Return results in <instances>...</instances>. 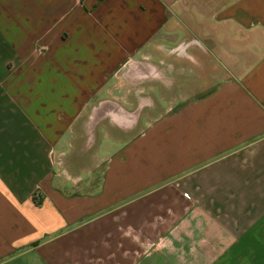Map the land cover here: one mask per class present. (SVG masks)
<instances>
[{
	"label": "crops",
	"instance_id": "obj_1",
	"mask_svg": "<svg viewBox=\"0 0 264 264\" xmlns=\"http://www.w3.org/2000/svg\"><path fill=\"white\" fill-rule=\"evenodd\" d=\"M187 3L0 0V264H264V0L197 31Z\"/></svg>",
	"mask_w": 264,
	"mask_h": 264
},
{
	"label": "rangeland",
	"instance_id": "obj_2",
	"mask_svg": "<svg viewBox=\"0 0 264 264\" xmlns=\"http://www.w3.org/2000/svg\"><path fill=\"white\" fill-rule=\"evenodd\" d=\"M187 1V0H186ZM230 0H188V3L184 5L183 9L181 8V11H179V16H178V27H185V28H189L190 30H195L197 31L198 29L204 28L205 25L207 23H209V27L211 26V24L213 23V14L214 12L218 11L219 8L222 6L223 3H226ZM184 18L186 20H184ZM206 21V23H205ZM212 22V23H210ZM212 27V26H211ZM211 29V28H210ZM208 31V29L206 30ZM210 31V30H209ZM160 45H165V39L159 41ZM177 42V41H176ZM175 44V43H174ZM160 51V50H159ZM163 51V50H162ZM165 53L163 52V54H158V62L161 63H165L166 58H165ZM212 57H207V63H209L212 68H209L207 71V74H209L210 78L213 77L214 74V70H213V66L214 61L212 60ZM194 62V61H193ZM196 63V62H195ZM195 66H197V64H194ZM162 66H165L164 64ZM175 73L177 75H175V79H174V93H181L182 88H184V90L188 89L190 90V95L194 96H199L201 94H203L204 90L206 89L209 90V86H201V85H187L189 83V81L195 82V80L190 79L189 81L186 79H183L181 77V73L178 70H175ZM200 72L197 70H193L191 72V78L192 75L197 76ZM121 76L115 77V81L114 83L117 85H112L111 86V93L117 95L118 97L121 96V93H123V90L126 89V94H131L133 95L134 92V86L131 83V85L127 86L126 88H123L120 84L121 82ZM159 77V76H158ZM164 77V76H163ZM161 79V78H159ZM162 82L164 81V78L161 79ZM201 82V81H200ZM130 83V82H129ZM148 89V88H147ZM169 91H171V88H168ZM185 92V91H184ZM109 94V95H113V94ZM169 93V92H168ZM152 99L154 98V96L156 97V101L155 102H142L141 105L143 106V108L146 105V108L144 109H154V107L156 106V109L158 110V114L163 113L166 108L168 107V103L166 102L165 97L168 95L166 94V86H158L157 88V92L156 94L152 95ZM154 100V99H153ZM96 105H94L92 108L89 109V113L88 116L97 114V117L94 118H88L87 116H85L83 118V123L81 125V127L79 129L80 130V134L79 137L81 139V141H88L89 140V136L85 130L83 129H98V135L94 134V138L95 141H99L97 138H99V129H114L115 124H117V122H113V119L117 120H121V110H119V106L117 103H111V102H103V103H94ZM95 106H98L99 108L92 110ZM131 108H135L137 106H140V103L137 102H133L132 105H130ZM129 106V108H130ZM94 111V112H93ZM117 112V114H116ZM99 118V119H98ZM73 157V154H68L65 156V163H64V170H66L65 172H69V163H70V159ZM72 172H75V168L72 170ZM241 264V263H239Z\"/></svg>",
	"mask_w": 264,
	"mask_h": 264
},
{
	"label": "built area",
	"instance_id": "obj_3",
	"mask_svg": "<svg viewBox=\"0 0 264 264\" xmlns=\"http://www.w3.org/2000/svg\"><path fill=\"white\" fill-rule=\"evenodd\" d=\"M186 195H187V193H186Z\"/></svg>",
	"mask_w": 264,
	"mask_h": 264
}]
</instances>
